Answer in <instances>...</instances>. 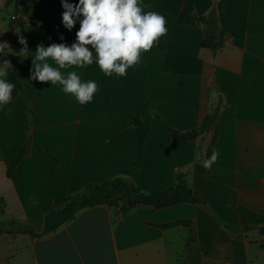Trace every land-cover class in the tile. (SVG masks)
Instances as JSON below:
<instances>
[{"label":"crops","instance_id":"1","mask_svg":"<svg viewBox=\"0 0 264 264\" xmlns=\"http://www.w3.org/2000/svg\"><path fill=\"white\" fill-rule=\"evenodd\" d=\"M140 3L165 17L167 35L122 77L105 76L95 56L91 65L59 69L97 83L81 105L58 83L30 78L37 45L53 44L63 26L61 0H0V42L14 53H0V63L20 56L13 14L34 32L21 55L23 91L0 107V224L28 225L38 235L0 234V264H264V236L242 232L238 214L239 206L264 213V0ZM185 5L194 18H217L226 33L222 49L201 47L203 24L178 25ZM215 106V130L193 142H178L162 126L195 130ZM133 118L139 124L128 126ZM208 149L220 155L205 172ZM116 177L144 193L181 178L205 206H138L122 214L97 205L42 235L44 218L64 198Z\"/></svg>","mask_w":264,"mask_h":264},{"label":"clouds","instance_id":"2","mask_svg":"<svg viewBox=\"0 0 264 264\" xmlns=\"http://www.w3.org/2000/svg\"><path fill=\"white\" fill-rule=\"evenodd\" d=\"M61 6L65 29L70 31L79 20L76 42L71 46L65 43H53L47 47L38 44L31 58L30 78L37 82L58 83L63 92L73 95L81 105L93 99L97 83L81 82L75 71L65 77L59 69L91 65L95 52L96 63L105 76L115 73L122 77L128 68L140 61L142 52L151 50L161 37L167 35L165 17L157 12H144L142 9L148 5H141L140 0H79L75 5L61 0ZM16 34L22 45L19 54L29 52L27 41L19 35V29ZM0 53L14 54L6 42H0ZM49 58L58 68L50 66ZM9 69L14 71L11 62L3 60L0 63V107L9 104L13 98L15 84L6 79ZM219 155L214 149L210 158L204 160L203 167L211 169Z\"/></svg>","mask_w":264,"mask_h":264},{"label":"trees","instance_id":"3","mask_svg":"<svg viewBox=\"0 0 264 264\" xmlns=\"http://www.w3.org/2000/svg\"><path fill=\"white\" fill-rule=\"evenodd\" d=\"M78 2L79 0H74L73 4L75 5ZM198 24L204 25L200 41L201 47L212 51L222 49L225 43L226 33L219 28L217 18L213 15L209 17L194 18L192 5L183 6L179 14L178 25L194 28ZM11 26L16 29L14 46L15 51L19 53L22 45L18 42V36L16 34L17 29H19V35L25 38L26 41L33 35L34 32L33 29L25 28L23 24L13 20H11ZM79 27V20H77L74 27L70 31L62 26L54 40V43H65L66 45L71 46L72 43L76 42V33L79 30ZM61 37H63V39H61ZM89 48L91 50V46H89ZM21 55L12 59L14 71L9 69L7 72L8 82L15 84V88L12 92L13 94L23 91V85L21 82ZM95 55L96 54L94 52L93 56ZM217 111L218 107L215 106L210 111L208 116L200 123L198 128L189 132H177L170 129L165 124H162V126L168 130L178 142L182 144L193 142L204 133L215 130ZM139 122V118H133L127 125L136 126ZM22 157L23 151L12 162V165L7 172L8 175H11L14 167L20 162ZM208 158H210V149H208L205 154V160ZM204 171L208 172V169L206 170L204 168ZM184 202L193 204L197 203L205 206L204 202L193 196L191 190L181 178H178L176 185L168 190L162 192L144 193L135 185L124 181L120 177H116L100 185L88 184L76 193L64 198V200L44 218L42 235L55 232L61 225L71 221L77 212L88 207L97 205L113 206L118 207L120 213L124 214L138 206L163 208ZM238 214L242 232L251 229H258L260 234L264 236V213H254L239 206ZM2 233H26L34 237L38 236L28 225L18 224L15 222L0 224V234Z\"/></svg>","mask_w":264,"mask_h":264},{"label":"built area","instance_id":"4","mask_svg":"<svg viewBox=\"0 0 264 264\" xmlns=\"http://www.w3.org/2000/svg\"><path fill=\"white\" fill-rule=\"evenodd\" d=\"M11 20L23 24L25 22L24 18L21 15L13 14Z\"/></svg>","mask_w":264,"mask_h":264},{"label":"water","instance_id":"5","mask_svg":"<svg viewBox=\"0 0 264 264\" xmlns=\"http://www.w3.org/2000/svg\"><path fill=\"white\" fill-rule=\"evenodd\" d=\"M16 55L18 56V53Z\"/></svg>","mask_w":264,"mask_h":264}]
</instances>
